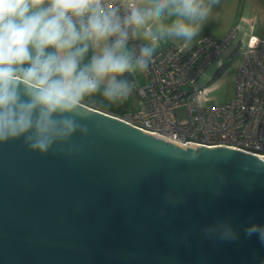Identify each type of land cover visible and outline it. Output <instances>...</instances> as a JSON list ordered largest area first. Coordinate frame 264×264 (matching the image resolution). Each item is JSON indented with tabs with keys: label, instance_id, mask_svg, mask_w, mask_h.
I'll list each match as a JSON object with an SVG mask.
<instances>
[{
	"label": "water",
	"instance_id": "95a60500",
	"mask_svg": "<svg viewBox=\"0 0 264 264\" xmlns=\"http://www.w3.org/2000/svg\"><path fill=\"white\" fill-rule=\"evenodd\" d=\"M82 110L88 136L46 155L0 144V264H264L245 234L264 226V158ZM224 223L236 239H221Z\"/></svg>",
	"mask_w": 264,
	"mask_h": 264
},
{
	"label": "clouds",
	"instance_id": "9594fccd",
	"mask_svg": "<svg viewBox=\"0 0 264 264\" xmlns=\"http://www.w3.org/2000/svg\"><path fill=\"white\" fill-rule=\"evenodd\" d=\"M219 0H0V144L46 155L89 129L86 97L125 101L162 41L194 40ZM91 53V54H90ZM221 239H236L230 224ZM207 231H212L208 229ZM245 234L264 243V226Z\"/></svg>",
	"mask_w": 264,
	"mask_h": 264
},
{
	"label": "built area",
	"instance_id": "2783aa9c",
	"mask_svg": "<svg viewBox=\"0 0 264 264\" xmlns=\"http://www.w3.org/2000/svg\"><path fill=\"white\" fill-rule=\"evenodd\" d=\"M114 6V0H108ZM236 27L223 37L206 32L186 49L169 44L155 53L136 86L141 107L115 115L141 131L178 146H224L264 158V37L250 36L239 45L234 97L205 105L206 88H192L208 65L221 57L235 38ZM183 109L180 119L176 110Z\"/></svg>",
	"mask_w": 264,
	"mask_h": 264
},
{
	"label": "rangeland",
	"instance_id": "374dc122",
	"mask_svg": "<svg viewBox=\"0 0 264 264\" xmlns=\"http://www.w3.org/2000/svg\"><path fill=\"white\" fill-rule=\"evenodd\" d=\"M224 25L225 24L220 21H207V28L203 30L201 29L200 34L207 29L214 35H219L223 33ZM244 37L243 31L240 29L236 37L222 52L221 57L214 59L203 71V73L197 77L195 83L190 86L192 88L199 89L206 88V98L203 100L205 105L226 103L234 97L236 73L240 58L238 48L240 45V39ZM184 42L190 44L192 43V40ZM175 44L178 43L175 42ZM126 75L134 81L135 87L131 95L125 101L116 104H108V102L105 101L101 95L96 94L92 97H86L84 102L88 103V105L115 113L117 115H126L128 113L136 112L141 107V97L136 89V86L141 83L142 78L139 70ZM176 115L180 119L186 118V112L183 109L176 110Z\"/></svg>",
	"mask_w": 264,
	"mask_h": 264
},
{
	"label": "crops",
	"instance_id": "0c3cea01",
	"mask_svg": "<svg viewBox=\"0 0 264 264\" xmlns=\"http://www.w3.org/2000/svg\"><path fill=\"white\" fill-rule=\"evenodd\" d=\"M211 20L220 21L225 24L223 33L214 35L207 29L203 33L208 32L220 38L234 25L236 27L235 37L240 29L243 31L245 37L240 39V44L244 45L250 36L264 37V0H219V4L213 8L210 15L202 22L201 29L207 28V21ZM203 33L199 34L190 44L179 39L162 41L156 52L162 51L169 44H175V42L189 49ZM84 104L88 105L86 102H84ZM111 114L117 115L115 113Z\"/></svg>",
	"mask_w": 264,
	"mask_h": 264
},
{
	"label": "bare ground",
	"instance_id": "6f19581e",
	"mask_svg": "<svg viewBox=\"0 0 264 264\" xmlns=\"http://www.w3.org/2000/svg\"><path fill=\"white\" fill-rule=\"evenodd\" d=\"M181 147H183V146H181Z\"/></svg>",
	"mask_w": 264,
	"mask_h": 264
}]
</instances>
